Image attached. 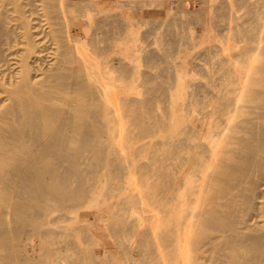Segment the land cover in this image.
<instances>
[{
    "label": "rangeland",
    "instance_id": "1",
    "mask_svg": "<svg viewBox=\"0 0 264 264\" xmlns=\"http://www.w3.org/2000/svg\"><path fill=\"white\" fill-rule=\"evenodd\" d=\"M75 1L82 0H63V4L60 2L66 15L64 19L68 20L65 22L67 28L61 36L71 34L74 39L75 28L78 27V38L82 39L83 50L89 56L88 62L97 72L98 65L103 64L106 68L107 61L112 59L113 63L120 56L117 44L120 37L114 33V30L117 33V29L113 27V34L110 33L118 38H111L110 50L105 55L99 53L98 48L103 49L107 45L104 42L105 33H100L106 27L101 16L103 12L85 13L87 10L84 5L74 7L77 3ZM92 1L99 6H111L110 12L114 15L118 11L116 16H127L124 19L129 20L126 22V30H135L130 31V34L133 33L131 35L127 31L122 37L130 47L126 58V74L122 76L128 85L125 91L127 98L122 113V110H117L116 95L120 77L113 68L110 71L112 100L109 119L107 122L106 117L99 116L105 104L104 100L97 99L90 107L102 126L99 129L95 127L91 132L94 135L93 143L90 140L79 143L82 173L79 174L75 193L62 203L49 200L44 207L47 213L44 228L48 236L46 261L53 264H233L236 256L241 257L244 249L242 242L253 234L247 208L250 203L245 202L252 186L245 172L240 177L239 171L220 172L216 168L221 164L241 166L238 162L240 150H244L241 141L247 137L250 139L252 130H248V135L245 130L236 129L210 131L209 142L215 144L209 145L208 160L200 156L199 162L192 166L188 164L191 170L188 174L197 175L194 186L178 190L185 198L177 204L184 206L179 225H176L174 205L147 203V206H126L123 210L121 203L127 192L138 194L143 190L142 179L156 180V174L151 171L146 172L147 177H143V167L146 164L155 166L154 157L163 142L167 141V130L161 131L154 124V119L150 120L149 132L146 134H137L138 130L130 128V125L135 124L140 116L146 117V110L142 115L139 114V110H143L146 104L152 106L154 103L152 111L156 118L167 117L172 111L170 97L177 94L180 79L185 88L184 94L194 89L202 95L207 79L205 71L214 67V79H220L232 69L237 61V52H241L244 64L233 65L235 71H238L235 76L238 82L235 84L236 91H233L234 83L227 82V104L224 110L216 114L222 118L226 127L253 126V53L257 52V57L264 62V38L253 39V28L249 27V20L253 22L254 0H125L126 6L117 0ZM116 1L123 6H119ZM116 16L114 19L118 18ZM236 20L240 24L237 22V27L234 23ZM111 22L114 21L111 19ZM69 27L72 28L71 33ZM209 30L217 41H206ZM241 33L251 36L248 38L243 34L239 38L237 34ZM90 34L93 38L91 44L88 41ZM134 34L139 35L136 42ZM236 36L239 39L242 37L243 41ZM225 40L228 49L217 48L220 44L218 41ZM147 56L153 59L149 60ZM239 72L242 73L239 75ZM187 99L185 96L176 108L177 111L184 110ZM196 116L194 113V118ZM191 143L194 149L197 148V140ZM116 156L125 162L122 176H114L113 173L115 164L112 160ZM161 157L163 164H170L171 159L168 160L165 155ZM221 174L229 181L210 178L211 175ZM128 181L131 182L129 186ZM202 190L208 192V195L199 197L198 193ZM191 199L195 203H190ZM197 199L217 203L201 204ZM41 219L36 218L34 224L37 225ZM119 219L124 220V225L116 231L113 226ZM145 229L154 236L168 234L175 241L168 248L164 244H153L150 250H146L142 245ZM30 243L37 252L41 246L39 238L31 236Z\"/></svg>",
    "mask_w": 264,
    "mask_h": 264
},
{
    "label": "bare ground",
    "instance_id": "2",
    "mask_svg": "<svg viewBox=\"0 0 264 264\" xmlns=\"http://www.w3.org/2000/svg\"><path fill=\"white\" fill-rule=\"evenodd\" d=\"M82 1H75L74 7L84 5L85 13L103 12L101 16L106 27L100 33H105V40L102 38L101 41L107 45L98 48L99 53L105 55L110 50L111 38L120 37L117 43L120 56L113 58V63L112 59L107 61L106 68L103 64L98 65L97 72L88 62L87 51L83 50L82 39L78 38V27L74 39L71 34L61 36L68 21L64 19L65 11L60 4L63 0H0V264H53L46 261L48 236L44 228L47 223L44 207L49 200L62 203L75 193L82 173L79 143L89 140L93 143L91 132L102 126L90 107L97 99L104 100L105 104L99 116L109 119L112 100L110 71L113 68L120 77L117 110L124 112L128 85L122 76L126 74L130 47L122 37L127 31L130 34L135 30L130 27L131 30H126L129 20L124 19L127 16H116L118 11L114 15L110 12L111 6H99L92 0ZM117 1L124 5L125 0ZM114 16L118 18L114 19ZM252 21L249 20V27L253 28L251 35L253 39L261 40L264 38V0L253 1ZM237 22H234L236 27L240 25ZM131 26L135 27L134 24ZM113 27L117 29L114 36ZM71 30L69 27L70 33ZM136 34L134 41L139 36ZM251 35L243 36L249 38ZM92 40L90 34V44ZM239 40L242 42V37ZM240 54L238 51L237 56ZM257 56V52L253 53V126H247L253 133L250 139L247 137L241 141L244 147L238 157L241 166L221 164L216 168L220 172L239 171L240 177L245 172L252 186L245 202L250 203L247 208L253 234L242 242L241 257L236 256L233 264H264V62ZM234 74L231 82L234 83L233 91H236L238 71ZM248 130H245L246 135ZM214 144L209 142L210 146ZM210 178L229 181L222 174ZM196 179V174L185 175L179 179L177 190L193 187ZM198 195H208V192L202 190ZM182 196L181 192L178 193L179 204L185 200ZM197 200L201 204L215 202ZM191 201L195 203L194 199ZM183 209L184 206H176V225L182 220ZM40 217L41 221L35 225L36 218ZM31 236L40 240L37 252L30 243Z\"/></svg>",
    "mask_w": 264,
    "mask_h": 264
},
{
    "label": "crops",
    "instance_id": "3",
    "mask_svg": "<svg viewBox=\"0 0 264 264\" xmlns=\"http://www.w3.org/2000/svg\"><path fill=\"white\" fill-rule=\"evenodd\" d=\"M209 30L208 37L206 38L207 42L217 41L214 39ZM220 44L217 45V48L227 50L225 47L226 40L223 42L218 41ZM211 49V48H209ZM147 59L152 60V56H147ZM243 61V55L237 56V61L235 64H241ZM215 65V63H213ZM233 64V65H235ZM228 70L223 76L215 80L214 79V67H210L205 71V76H207L206 81L204 82V90L200 91L203 93L200 95L194 89H190L186 94H184L185 88L182 85V79L179 80V87L177 88V94L173 97H170L172 101V111L168 113V116H163L162 118H156L153 114V107L145 105L143 110H139V114L142 115L143 111L146 114V117L140 116L135 120V124H131V127H134L138 130L137 134H146L149 132V123L151 119H154V124L158 125L160 130L167 134L165 135L166 142H163L162 146L158 149L159 152L154 157L155 166L145 165L143 169L145 170L142 174L143 177L146 176V172L151 171L156 174V180L147 181L142 179L144 183L143 190L136 194L133 192H127V195L122 201V209L125 210L126 206H147L146 204H158V206H177V195H178V183L179 179L188 175L189 165L194 162L200 161V156L205 157V160L209 158V139L211 130H248L247 126H229L226 127L222 122V118L217 116L218 111L224 110L226 106V92H227V82L233 81L235 68ZM150 91H153L150 88ZM185 96L188 98L185 104L184 110L177 111L179 103L185 99ZM129 98V96H128ZM134 98V97H131ZM141 99V98H139ZM145 100H151L142 98ZM194 113L197 115L194 118ZM196 124H198L196 126ZM218 126L219 128H215ZM193 140H197V149L193 147L191 143ZM108 141V140H107ZM117 150V149H116ZM117 152V151H116ZM166 156L171 159L170 164H163L162 157ZM195 157H198L195 159ZM113 173L114 176L121 174L124 175V170L126 168L124 160L120 156L113 158ZM165 165V166H164ZM172 166V170H171ZM145 177V178H146ZM130 181L127 182L129 186ZM121 187V186H120ZM182 188V187H181ZM180 190H185L182 188ZM128 191V189L126 188ZM164 194L166 195L164 197ZM145 195V199H144ZM144 199V201H143ZM145 203V204H144ZM130 207H128L127 213H129ZM148 217V215H147ZM124 220L119 219L114 222V229L119 231L124 225ZM122 231V230H121ZM118 233V232H117ZM91 234V233H90ZM124 234V232H123ZM92 236V234H91ZM143 242L146 250H150V246L153 244H160V246H165V248L171 246V243H174V239L170 235H158L154 236L145 229V234H143ZM93 238V237H92ZM94 242H97L93 238Z\"/></svg>",
    "mask_w": 264,
    "mask_h": 264
}]
</instances>
